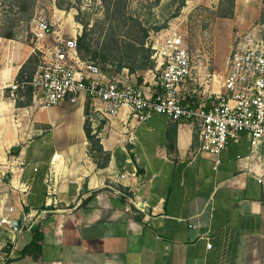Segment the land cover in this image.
Listing matches in <instances>:
<instances>
[{
  "label": "crops",
  "instance_id": "0c3cea01",
  "mask_svg": "<svg viewBox=\"0 0 264 264\" xmlns=\"http://www.w3.org/2000/svg\"><path fill=\"white\" fill-rule=\"evenodd\" d=\"M35 52L33 39L0 35L1 88L24 65L36 72L37 62L29 63ZM120 77L147 93L154 83L148 75L138 82L128 68ZM88 102L83 95L48 109L0 100V221L24 216L20 230L0 222V264H264V142L253 151L242 133L215 156L198 152L199 132L189 121L157 112L142 123L94 114L111 154L99 168L84 130ZM22 113L33 116L30 140L15 152ZM56 154L63 159L52 203L45 177ZM123 172L129 177L120 180ZM19 183L29 191L13 187ZM132 197L147 201V213Z\"/></svg>",
  "mask_w": 264,
  "mask_h": 264
},
{
  "label": "built area",
  "instance_id": "2783aa9c",
  "mask_svg": "<svg viewBox=\"0 0 264 264\" xmlns=\"http://www.w3.org/2000/svg\"><path fill=\"white\" fill-rule=\"evenodd\" d=\"M32 31L39 52L38 68L32 76L25 75L0 87L1 99L7 94L16 101L31 89L32 107L51 108L65 101L76 104L85 95L90 102L91 127L97 136L99 125L94 114L100 119L125 114L130 122L142 123L153 113H162L170 121L192 123L199 132L198 152L215 156L242 133L247 134L253 151L264 142V17L248 29L236 32L223 77L224 90L216 93L210 102L196 105L191 98L196 91L191 88V81H196L191 52L183 35L176 30L151 36L155 51L152 58L160 74L154 76L149 93L136 84L124 83L121 72L110 73L97 61L84 58L77 31L68 38L54 32L57 36L50 41L51 27L44 17L34 20ZM132 127L126 133L129 142L134 143ZM5 174L1 172L0 181ZM59 175V169L53 165L45 177L47 199L52 203L57 202ZM128 177L127 172L119 176L120 180ZM13 187L23 193L29 191L25 184L19 183L18 187L13 184ZM118 193L123 191L118 189ZM129 200L136 209L147 213L146 200L134 197ZM14 210L9 207L10 212ZM0 222L13 226L9 216H3ZM12 252L4 253V263Z\"/></svg>",
  "mask_w": 264,
  "mask_h": 264
},
{
  "label": "rangeland",
  "instance_id": "374dc122",
  "mask_svg": "<svg viewBox=\"0 0 264 264\" xmlns=\"http://www.w3.org/2000/svg\"><path fill=\"white\" fill-rule=\"evenodd\" d=\"M38 17L49 22L50 41L57 33L68 38L80 30L85 35L84 58L97 61L110 73L127 68L121 60L124 51L135 53L138 48L129 47L130 40H144L138 57L132 54L124 61L136 67V77L144 73L141 66L146 61L152 68L143 75L159 76L160 70L155 69L152 58L155 51L151 36L176 30L183 35L191 52L196 79L191 81V88L196 89L191 98L196 105L210 102L216 93L224 90L223 77L236 32L248 29L264 17V0H28L25 8L10 0H0V35L12 34L14 39L30 40ZM36 62L38 66L39 53ZM26 93L16 102L25 104ZM9 99L12 100L6 94L4 100ZM26 110L23 109L24 113ZM32 118L31 114L23 113L16 117L15 123L20 126L15 148L30 140L26 124Z\"/></svg>",
  "mask_w": 264,
  "mask_h": 264
},
{
  "label": "trees",
  "instance_id": "16d2710c",
  "mask_svg": "<svg viewBox=\"0 0 264 264\" xmlns=\"http://www.w3.org/2000/svg\"><path fill=\"white\" fill-rule=\"evenodd\" d=\"M10 1L12 3L17 4L20 7H23V8H25L26 3H28V0H10ZM4 36L8 37V38H14L12 34L4 35ZM78 40H79L80 50H81V53H82V48L84 47L85 35H83V34L81 35L80 34V36L78 37ZM127 45L129 47H134V48L138 47L135 53L130 51V50H128V49H126L124 51V56L121 57V60H123L122 63L125 64V67H127L131 73H135L136 67L133 66V65H130L127 62H124V61L130 59L132 54H134L135 57H138L137 53H139L143 49L142 47H144L145 43H144V40H141V41L130 40V42H128ZM38 53L39 52L36 51L35 55L31 56V58L29 59V63L33 62V61H37V54ZM82 56H83V53H82ZM149 68H152V66L147 61L141 66V69H143L144 73H145V70H147ZM144 73L138 74V76H137L138 82H143L144 76H145V75H143ZM27 74L28 73L26 72V65H24L22 67V69L20 70L19 74H18V78H22L23 76H25ZM32 75L33 74H28V76H32ZM26 94H27L26 95L27 96V102H25V104L17 102L18 106L31 104V101H32L31 89ZM89 111H90V102L87 103V106L85 108L86 121H85V125H84V130H85L87 139L92 144L91 147H89V149H88V153L95 160V162L97 163V166L99 168H103V167H106L109 164L110 158H111V154L104 149L100 138H98L96 134H93V129L91 127V122L89 120V115H90ZM19 126H20V124L18 123V127ZM19 150H20V147H17L15 149V152H19Z\"/></svg>",
  "mask_w": 264,
  "mask_h": 264
},
{
  "label": "water",
  "instance_id": "95a60500",
  "mask_svg": "<svg viewBox=\"0 0 264 264\" xmlns=\"http://www.w3.org/2000/svg\"><path fill=\"white\" fill-rule=\"evenodd\" d=\"M84 190H86V187L84 188ZM23 222H24V216H22L20 219L12 222V225L15 229L20 230L23 226Z\"/></svg>",
  "mask_w": 264,
  "mask_h": 264
},
{
  "label": "bare ground",
  "instance_id": "6f19581e",
  "mask_svg": "<svg viewBox=\"0 0 264 264\" xmlns=\"http://www.w3.org/2000/svg\"><path fill=\"white\" fill-rule=\"evenodd\" d=\"M4 102V101H3ZM2 103V102H1ZM2 106V105H1ZM59 157H61L62 159H63V157H62V155L61 154H57L56 155V159H55V166L57 167V165H56V161L59 159ZM58 168V167H57Z\"/></svg>",
  "mask_w": 264,
  "mask_h": 264
}]
</instances>
